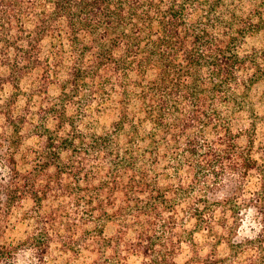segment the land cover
Wrapping results in <instances>:
<instances>
[{"label":"trees","instance_id":"16d2710c","mask_svg":"<svg viewBox=\"0 0 264 264\" xmlns=\"http://www.w3.org/2000/svg\"><path fill=\"white\" fill-rule=\"evenodd\" d=\"M23 250L264 264V0H0V264Z\"/></svg>","mask_w":264,"mask_h":264},{"label":"rangeland","instance_id":"374dc122","mask_svg":"<svg viewBox=\"0 0 264 264\" xmlns=\"http://www.w3.org/2000/svg\"><path fill=\"white\" fill-rule=\"evenodd\" d=\"M259 227V220L256 217V213L253 211L247 212L244 215V222L242 224V229H241V237L242 238H247V237H254V235L257 234ZM54 261L49 263V264H64L62 262L59 263V259H57L56 254H53ZM19 260L17 264H40L36 258H33L29 254H27V251L23 250L21 251L19 255ZM188 258L181 257L180 262H185L187 261Z\"/></svg>","mask_w":264,"mask_h":264}]
</instances>
